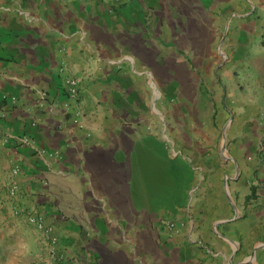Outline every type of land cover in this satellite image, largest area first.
<instances>
[{"label": "crops", "instance_id": "obj_1", "mask_svg": "<svg viewBox=\"0 0 264 264\" xmlns=\"http://www.w3.org/2000/svg\"><path fill=\"white\" fill-rule=\"evenodd\" d=\"M0 129V264H264V0H0Z\"/></svg>", "mask_w": 264, "mask_h": 264}, {"label": "built area", "instance_id": "obj_2", "mask_svg": "<svg viewBox=\"0 0 264 264\" xmlns=\"http://www.w3.org/2000/svg\"><path fill=\"white\" fill-rule=\"evenodd\" d=\"M118 3H126L129 0H116ZM64 87L65 91L69 96H76L79 92V81L73 77H66L64 79ZM4 137L2 130L0 129V139ZM19 167L17 165L13 166L11 169V183L9 185V193L10 195H16L19 190V184L16 181V176L19 173ZM27 220L37 226L38 228L43 229L46 233H49L48 229L45 226V219L43 216L38 214L35 211L29 210L27 212ZM162 223L167 226L171 230H178L181 226L185 224V221L181 218L173 214L167 215L163 220ZM49 241H50V256L53 259L52 263L50 262H43L39 264H56L57 262H61L65 259V254L60 249V242L57 236H53L49 233Z\"/></svg>", "mask_w": 264, "mask_h": 264}, {"label": "rangeland", "instance_id": "obj_3", "mask_svg": "<svg viewBox=\"0 0 264 264\" xmlns=\"http://www.w3.org/2000/svg\"><path fill=\"white\" fill-rule=\"evenodd\" d=\"M201 1H203L204 3H208L210 0H201ZM217 113V108H215V110H214V115ZM217 133H218V135H217V137H218V143H220V140L222 139V136H223V131H224V128H223V126L222 125H220L219 127H217ZM230 214V213H229ZM165 218V217H164ZM163 218V219H164ZM162 219V220H163Z\"/></svg>", "mask_w": 264, "mask_h": 264}]
</instances>
